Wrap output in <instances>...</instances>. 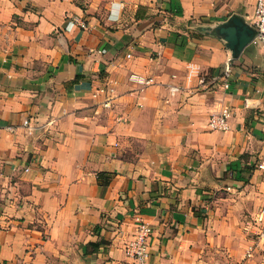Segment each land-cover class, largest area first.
<instances>
[{"label":"crops","instance_id":"1","mask_svg":"<svg viewBox=\"0 0 264 264\" xmlns=\"http://www.w3.org/2000/svg\"><path fill=\"white\" fill-rule=\"evenodd\" d=\"M255 5L0 0V264H133L138 218L147 264H264V45L218 29Z\"/></svg>","mask_w":264,"mask_h":264},{"label":"built area","instance_id":"2","mask_svg":"<svg viewBox=\"0 0 264 264\" xmlns=\"http://www.w3.org/2000/svg\"><path fill=\"white\" fill-rule=\"evenodd\" d=\"M76 23L77 25L88 28L89 24L79 16H73L67 23L66 27L69 28L71 24ZM255 35L253 42L264 45V0H256L255 13H254V24ZM102 51V50H100ZM104 51V50H103ZM226 75H230V69L227 68ZM141 82L149 83L153 81V78L143 79L139 78ZM201 84L207 83L204 78L200 79ZM215 81V79L213 80ZM225 86L228 87L229 83L226 82ZM93 97L98 98L103 96L101 103L104 107H111L112 101L115 97L114 88L106 84L99 86L94 89L92 93ZM248 99H245V106L247 105ZM233 114V110L230 106L224 105L214 110L209 118L208 124L212 130H226L229 128L228 120ZM25 124L30 126L29 121H25ZM258 168L262 170L264 175V160L258 164ZM264 179V176H263ZM254 225L256 226L259 238L264 239V201L260 206L258 213L255 216ZM153 235V227L150 223L143 220L137 219L136 229L132 237L128 239L124 245L125 253L128 259L133 264H147L150 253H151V237ZM252 247L248 250V255L251 254Z\"/></svg>","mask_w":264,"mask_h":264},{"label":"water","instance_id":"3","mask_svg":"<svg viewBox=\"0 0 264 264\" xmlns=\"http://www.w3.org/2000/svg\"><path fill=\"white\" fill-rule=\"evenodd\" d=\"M218 29L219 33L223 35L227 46L232 49L234 54L249 44L255 35V29L250 24L244 22L242 18L235 15L231 16Z\"/></svg>","mask_w":264,"mask_h":264},{"label":"trees","instance_id":"4","mask_svg":"<svg viewBox=\"0 0 264 264\" xmlns=\"http://www.w3.org/2000/svg\"><path fill=\"white\" fill-rule=\"evenodd\" d=\"M103 173H104V172H101V173L99 174V178H100L101 181H102L101 178H102ZM107 182H108V181H104V183H107Z\"/></svg>","mask_w":264,"mask_h":264}]
</instances>
